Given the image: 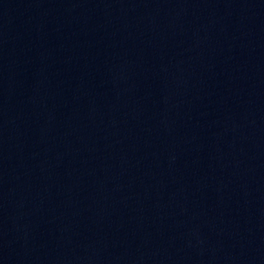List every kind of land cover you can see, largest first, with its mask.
Instances as JSON below:
<instances>
[{"label": "water", "instance_id": "water-1", "mask_svg": "<svg viewBox=\"0 0 264 264\" xmlns=\"http://www.w3.org/2000/svg\"><path fill=\"white\" fill-rule=\"evenodd\" d=\"M0 264H264V0H0Z\"/></svg>", "mask_w": 264, "mask_h": 264}]
</instances>
